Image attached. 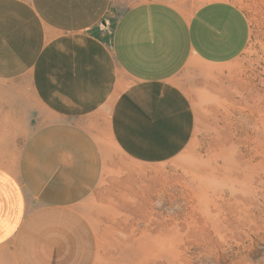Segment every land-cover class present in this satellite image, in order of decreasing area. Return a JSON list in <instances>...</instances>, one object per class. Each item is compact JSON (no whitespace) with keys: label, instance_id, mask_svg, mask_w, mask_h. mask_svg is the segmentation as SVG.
<instances>
[{"label":"crops","instance_id":"1","mask_svg":"<svg viewBox=\"0 0 264 264\" xmlns=\"http://www.w3.org/2000/svg\"><path fill=\"white\" fill-rule=\"evenodd\" d=\"M250 35L233 0H0V125L48 130L41 161L86 163L89 146L168 160ZM98 250L78 204L29 198L0 164V264H95Z\"/></svg>","mask_w":264,"mask_h":264},{"label":"rangeland","instance_id":"2","mask_svg":"<svg viewBox=\"0 0 264 264\" xmlns=\"http://www.w3.org/2000/svg\"><path fill=\"white\" fill-rule=\"evenodd\" d=\"M233 1L250 21L247 48L217 67L191 137L168 160L115 150L99 161L89 146L86 163L41 161L48 130L0 125V164L29 198L81 207L95 264H264V0ZM59 165L70 178L55 177Z\"/></svg>","mask_w":264,"mask_h":264}]
</instances>
